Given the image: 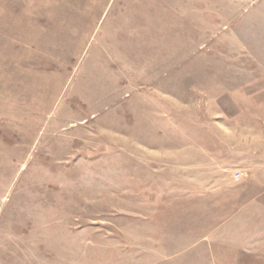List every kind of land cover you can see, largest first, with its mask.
Returning <instances> with one entry per match:
<instances>
[{
  "label": "rangeland",
  "instance_id": "obj_1",
  "mask_svg": "<svg viewBox=\"0 0 264 264\" xmlns=\"http://www.w3.org/2000/svg\"><path fill=\"white\" fill-rule=\"evenodd\" d=\"M0 264H264V0H0Z\"/></svg>",
  "mask_w": 264,
  "mask_h": 264
}]
</instances>
